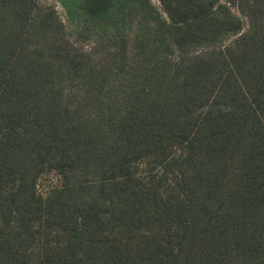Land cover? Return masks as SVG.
<instances>
[{"label":"trees","instance_id":"1","mask_svg":"<svg viewBox=\"0 0 264 264\" xmlns=\"http://www.w3.org/2000/svg\"><path fill=\"white\" fill-rule=\"evenodd\" d=\"M58 1L0 0V264H264V0Z\"/></svg>","mask_w":264,"mask_h":264},{"label":"rangeland","instance_id":"2","mask_svg":"<svg viewBox=\"0 0 264 264\" xmlns=\"http://www.w3.org/2000/svg\"><path fill=\"white\" fill-rule=\"evenodd\" d=\"M40 1L44 4H49V5L55 6L60 17L62 18V20L67 25L70 37L72 38V40H77L76 39V37H77L76 31H75L74 27L70 24V22L67 20V16L65 14L64 8L62 7L61 3L58 0H40ZM154 1L156 3H158L157 0H154ZM83 44L86 46L87 49L89 48V46H92L89 42H85ZM57 182H58L57 177L55 175H50L41 181L40 190L41 191H47L51 187L57 185Z\"/></svg>","mask_w":264,"mask_h":264}]
</instances>
